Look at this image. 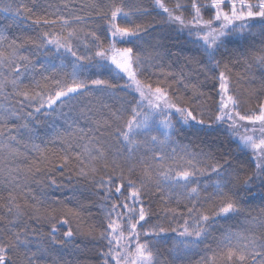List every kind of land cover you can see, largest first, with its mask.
I'll list each match as a JSON object with an SVG mask.
<instances>
[{"label":"snow or ice","instance_id":"6c2138e0","mask_svg":"<svg viewBox=\"0 0 264 264\" xmlns=\"http://www.w3.org/2000/svg\"><path fill=\"white\" fill-rule=\"evenodd\" d=\"M0 13L30 20L35 32L27 41L35 51L25 54L23 42L0 31V264H264V0H95L79 8L49 0L40 12L0 0ZM172 41L190 46L185 59L211 82L207 93L194 83L182 99L169 93L166 76L144 78L145 65L171 54ZM40 55L48 59L37 80ZM235 64L256 70L247 73L250 84L258 74L246 97L232 86ZM91 68L108 78L86 75ZM54 114L67 127L38 143L41 117ZM185 130L198 151L173 146ZM57 143L61 175L86 184L99 211L78 198L67 207L31 195L29 182ZM31 153L40 160L28 163ZM153 196L162 215L145 203ZM173 197L184 210L170 207ZM57 213L77 225L62 238L55 226L47 234L36 226ZM219 218L239 228L214 235ZM202 245L212 254L193 261Z\"/></svg>","mask_w":264,"mask_h":264},{"label":"trees","instance_id":"16d2710c","mask_svg":"<svg viewBox=\"0 0 264 264\" xmlns=\"http://www.w3.org/2000/svg\"><path fill=\"white\" fill-rule=\"evenodd\" d=\"M23 3H26L28 7L34 8L37 12H40L43 7L49 3V0H36L34 3L33 0H22ZM53 4H62L63 0H50ZM145 2H149V0H145ZM71 3L75 4L77 8H79L80 4H93L95 0H71ZM89 9H85L84 13L86 14ZM24 15H28L25 13ZM6 14L0 13V31H3L9 40L18 39L20 42H23L25 54H31L35 51L33 45L30 42H27L30 37L35 35L33 28L30 27V20H21L19 23H13L10 19L5 18ZM159 27V24L156 25ZM89 27L95 28L96 25H90ZM99 30V29H97ZM123 46V45H118ZM167 47L171 49V54L167 51L163 53V59L153 63L152 65L146 64L143 69V75L146 79H151L155 81L157 78L164 79L166 76L165 86L168 88L170 94H174L176 96L181 97L182 99H187L192 96V84L196 83L198 86L204 91L208 92V89L211 87L210 81H205L203 74L200 73V69L195 65L187 64L185 59L186 56L189 55V45L183 43V41H172L169 42ZM48 57L44 55L33 56V61L37 64V71L35 74V78L37 80H42L40 76V72L42 69L39 68V64L44 62ZM56 64H59V61H55ZM183 71L184 76H181V72ZM248 72H256L255 69H247L243 64H235L233 66V81L232 86L236 89L242 96H247L248 89L251 87L259 86V79L257 74V80L255 85L249 83V77L247 75ZM50 78L53 76H57L58 72H49L45 73ZM86 75L93 76V78H108L106 71H99L95 68H91ZM236 77H240L239 82H237ZM43 83V81H42ZM185 85H188L185 87ZM127 99H131V96H128ZM211 103V101H209ZM255 100L251 101V104H254ZM251 104L249 106H251ZM60 111L67 112L68 109H57V113ZM74 115V114H73ZM175 119L173 123H175ZM11 123L20 124L21 121L14 120ZM67 125L64 123V118L59 115H53L51 117H41V121L37 128V135L41 138V140L37 141L38 143L41 141H47L52 139L54 136V128L60 131H63ZM173 146L178 149L183 145H188L189 148L193 151L199 150V141L198 139L188 130L178 132L175 136L172 137ZM27 142V137L24 136L22 138V143L20 145L21 151H27L24 149L23 145ZM60 145L57 143L55 147L49 145L50 151H48L45 155L47 156V160H44L40 163V167L42 171L37 173L36 176L39 178L37 180H30L29 187L31 189V195L37 197V199L43 198L47 205L57 206L62 201L63 205L67 207L78 206L77 198L83 202L86 208H93L94 211H99L95 208V197H91V199H86L88 193L85 191L87 185L84 183H77L76 178L73 177L71 181L67 179L68 172L65 171L64 175H61V170L59 169V159L57 150ZM141 151H144L143 147H141ZM164 151L167 153L171 152V147L165 146ZM33 160H40V157L37 156L36 153H31L29 157L28 163H31ZM23 163V161H22ZM50 178H54L58 181L57 185H52L50 182ZM202 180L208 179L207 177H201ZM75 194L76 198H73ZM6 195V193H5ZM157 195H160L159 193ZM29 203H35L30 199V196H26ZM23 203V200L20 201ZM152 203L153 208L155 209L158 215H162L160 209L162 205V201L158 200L156 196L150 198V200H145V203ZM259 201L257 200L256 204L252 205L253 208H257ZM169 205L172 208H178L179 210L185 209V203L182 201L177 204L175 197L169 200ZM206 207H210V205H206ZM55 219L43 220L40 224L36 225L41 228L42 231L47 234L51 231V228L55 226L57 228V236L63 237V231L67 230L68 227H72L76 229L77 225L75 221H73L70 225H66L61 223L63 219L58 213L55 214ZM84 219L88 222H92L94 219L90 217L88 213L84 212ZM153 222L156 221V216L152 217ZM32 224H36V222L29 221ZM224 228H232L233 231L239 228V223L236 219L226 220V218H219V224L216 225V231L214 235H219V232ZM169 236H173L174 234L169 233ZM74 239L77 242H85L83 237L74 236ZM145 239H152L151 237L141 236V241L143 242ZM172 241L169 240L167 245L161 246V252L163 254V259L167 260L170 253L168 249L171 247ZM208 245L214 247L213 241L209 238ZM134 247V245H133ZM211 251L208 246L202 245L198 250V254L193 257V261L199 260L202 255H211ZM114 264V262H113ZM249 264H252L249 261Z\"/></svg>","mask_w":264,"mask_h":264}]
</instances>
